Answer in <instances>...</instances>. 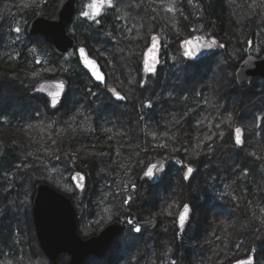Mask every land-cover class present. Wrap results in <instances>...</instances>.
Listing matches in <instances>:
<instances>
[{"label":"trees","instance_id":"obj_1","mask_svg":"<svg viewBox=\"0 0 264 264\" xmlns=\"http://www.w3.org/2000/svg\"><path fill=\"white\" fill-rule=\"evenodd\" d=\"M62 1L0 0V86L2 83H8L17 88L16 94L10 96L11 107L0 108V130L10 128L12 118L22 109L28 112L32 111L35 99L29 95V92H32L34 85L39 80L59 76L68 79V91L63 103L68 99L69 90L73 89L75 92L73 104L64 108L62 103L58 110L59 113H66L69 131L77 137L95 141L102 137L112 136L115 141L124 142L131 133L130 125L133 122L137 128L139 127L141 136H143L141 127L159 124L162 129L156 128L159 135L158 140L142 145L141 155L145 156L150 152L162 149L163 146L160 147L159 144L163 145L166 138L177 141L176 148L168 146V153L181 157L183 161L176 172L177 179H179L176 195L179 194L185 202H193L206 214H210L213 209L218 210L225 229H222V232L218 231L222 235V238L219 239H217L218 233L216 232H212L210 235L206 233L209 236L199 239V242L196 243L197 236L194 235L189 238L190 247H188L185 241L188 230L183 232L184 227L182 230L178 228L174 246L173 244L170 247L168 245L160 256V262H154V264H163V262L166 263V260L167 264H190L188 261H190L192 253L196 259L197 257L200 259L201 264H204L203 260L210 256V252L212 254L215 243L220 247L218 251L220 261H217L216 264H231L235 259L250 255L254 256L253 264H264V190L258 184L259 173L262 170L260 166L264 167V105L261 104L260 108L256 107L252 112L246 111L247 109H243L244 106H242V112H240L233 104L226 103V107L230 109L229 115L220 114V109H217L216 114H212L203 123L202 120L197 121L201 123L198 128L200 133L207 130L212 136L206 138L207 134L206 136L201 134L199 136H201L202 143L190 146L184 139L189 135L187 132H190L187 126L191 122L197 124L196 120L200 118L202 110L207 113L205 101L210 83H205L201 79L193 86H189L179 78L176 86H171L170 77V71L176 65V60L183 61L186 66L188 62H191L183 57L178 39L196 33L195 29L203 28V24L209 20L213 24V29L212 31H202L203 35L212 36L213 34L221 42H224L225 49L222 52L225 54L238 60L249 55L262 54L264 52V0H226V6L232 11V16L227 18L224 14L225 6L222 0H172L171 5L166 2L167 0H114L125 2L124 5H121L124 12L131 7H139L138 2L143 4L142 7L146 10H142L141 14L138 11L134 14L123 15V18L128 21L135 19L138 23H141L140 18L142 19V17L146 21L154 19L155 5H160V3L167 7L169 14L173 11L169 17L170 20L167 18L168 14L161 16L155 12L158 21L163 19V24L160 25L164 27L171 40L173 54L169 55L165 51L160 52L161 65L154 74L145 78L147 85L141 82L138 70H135L132 75H125L119 68L114 69L111 73L106 71L105 84H97L80 66L74 49H70L63 56L58 57L54 54L52 45L45 42L41 36L30 38L27 34V26L31 18L35 16L33 6L39 5L41 9L50 14L58 9V4L60 5ZM83 3V0H79L77 3L73 21L70 24V31H74L78 44H83L78 33L86 34L90 41H95L103 25L108 27L116 21L108 17L105 24H99L98 17L83 19L78 11V7ZM170 8L172 9L170 10ZM143 12L145 14H142ZM17 28L19 32L16 31ZM135 28L138 29V26H133L132 31L136 30ZM235 31L239 33L237 39L241 40L240 43L234 38ZM247 34H249V39L254 42L252 47L246 45ZM128 36L126 31L118 30L116 39L120 44H126ZM88 43L90 44L89 41ZM162 43H165V39ZM123 52L129 55V61L132 62L133 57L129 54L130 51L123 50ZM99 61L101 62V58ZM113 74L116 75L115 79ZM100 89L119 90L124 94L126 101L113 104L108 91L103 92ZM144 97L147 99L145 100ZM36 102L41 107L44 106L41 101ZM111 104L116 106V109H110ZM74 105H79L78 110L76 113H71V108ZM215 105L220 107V104L216 103ZM50 115L53 117L52 114ZM242 116L243 119H240ZM229 117L231 118L229 119ZM250 123L259 125L258 148L253 143L247 142V138L243 139L239 145L235 143L234 127L238 124L242 126V129H246ZM102 126L107 131L102 129ZM49 129V133L54 139L52 148L56 149V153L49 155L46 159L36 160V162L12 161L11 158L14 155H12L11 148L5 140L0 141V264H22L19 256L24 250L22 251L19 243L20 235L15 232L20 221L19 206H22L20 201L23 199L19 192L20 181L18 179L22 173L34 169V171L49 177L51 175L50 166L55 165V162L61 157L68 158L71 165L68 185L75 192L73 202L76 206L82 203L86 209L90 208L92 213H96L99 204L96 195L99 190L95 189L92 192L90 189L87 190L88 187L79 190L73 187L70 182L72 173L83 169V165L79 161L80 155L72 153L65 146L63 131H59L56 118L50 120ZM101 152L97 154L101 158H95V161L102 164L110 176L125 173V169L119 165V168L115 169L118 163H112L110 157L108 158ZM195 156L201 157L203 167L198 174L185 179V174L182 171L184 165L187 162H193L191 160L195 159L193 158ZM112 177L108 176V186L112 189L110 192L112 207L105 212L106 220L100 224H92L84 231V236L98 233L112 220L125 221L130 213L134 214L130 208L131 201H129L130 204H125L124 201L128 196L133 199L135 190L130 185L128 188L120 186L118 192L117 187L109 180ZM36 182V178H34L32 186ZM160 199L165 200L163 197ZM26 200L28 201V199ZM162 206L161 204L156 215L163 214ZM92 213H88V215ZM165 218L166 227L171 229L174 224L170 216L166 215ZM206 219L209 218L206 217ZM140 229L142 234L144 227L141 226ZM164 229L166 228L164 227ZM174 229L176 228L174 227ZM146 232L149 234L151 228L148 227ZM118 240L119 238L115 242ZM138 247L139 249L136 250ZM137 248L132 247L130 254L124 255L125 263L150 264L153 262L156 256L152 253L149 244L140 240ZM5 251L9 252L8 262L5 260ZM214 251L216 252V249ZM252 251L254 254H251ZM117 264L122 263L119 261Z\"/></svg>","mask_w":264,"mask_h":264},{"label":"rangeland","instance_id":"obj_2","mask_svg":"<svg viewBox=\"0 0 264 264\" xmlns=\"http://www.w3.org/2000/svg\"><path fill=\"white\" fill-rule=\"evenodd\" d=\"M83 1L84 3L80 4L78 7L79 15L82 11L87 10L85 6L92 2V0ZM166 2L171 5L173 1L167 0ZM223 2L225 6L224 14L226 18L228 16H232L231 9H229V7L225 4L226 0H222V3ZM58 6L60 5L58 4ZM33 8L35 16L43 15L49 18L57 17L58 9L53 13L48 14L41 9L39 5H35ZM171 9L172 8H170V10ZM172 13L173 11L171 14L168 13V20H170L169 17ZM81 17L83 19L87 18L83 16ZM140 20L141 23L145 22L144 17ZM225 22H227L226 19ZM70 27L71 25L67 27V32L76 39L74 31H70ZM212 29L213 24L208 21L203 24V28H196L195 31L196 33L204 34L202 31H212ZM139 34L140 32L137 29L133 30V34L128 36L129 38L127 39L128 42L126 44H120L116 38L111 39L108 35H103L101 33H98L95 41H90L88 35L82 33H78V37L83 40V44L80 45H85L92 56L98 60L101 58V62H99L105 72L110 71L111 73L114 69L119 68L125 75H132L135 70H138V76L141 78V82H144L145 85H147V81L144 78L141 68L143 57L142 49L145 44V37L144 35L139 37ZM212 36L214 35L212 34ZM237 36H239V33L238 31H235L234 38L240 43L241 40L237 39ZM182 38L185 37L179 38L178 42H180ZM162 39H165V43H163L161 51H165L169 55H172L173 50L171 48L172 43L170 38L162 37ZM246 39V45L248 47H252L254 42L249 39V34L246 35ZM123 50L130 51L129 54L133 57L132 62L129 61V55H126ZM260 55L252 56L258 58ZM242 60L230 57V55L225 54V52H220L197 61L188 62V67L183 61L176 60V65L173 66L170 71V77L172 80L171 86H176L179 78L184 80V83L189 84V86H193L198 81H201V79L205 83H210L208 85V96L205 101V105L208 109L207 113H205V110H202L200 118L196 120V122L202 120L201 122L203 123V121H206L208 117L212 116V114H216L217 109H220V114L229 115L230 109L226 107V103H228V105L233 104L240 112H242V106H244L243 109H247L246 111L252 112L256 107L260 108L261 104L264 105V81L261 78H256L246 85H240L236 81L235 71ZM113 76L115 79L116 75L113 74ZM16 90L17 88H15V86L8 83H2L0 86V108L11 107L12 104L10 96L12 94L15 95ZM74 93L73 89L69 90L68 99L63 103L64 108L73 104ZM29 95L33 96L35 99L32 111L28 112L22 109L20 112L15 114L14 118H12L10 128L1 129L3 131L0 130V141L5 140L6 144L11 148L12 155H14L11 160L20 162H24L26 160L36 162V160L46 159L49 155L55 154L56 149L52 148L54 147V139H52V136L49 133V122L53 118H56L59 131H63V141L65 146L72 153L80 155L79 161H81L83 169L78 170L82 171L86 175V184L84 188L86 189L88 187L87 190L90 189L92 192L95 189L99 190L96 195V199L99 204L97 206L96 213H92L90 208L86 209L82 203L78 206L75 205L72 200L75 196V192L72 191V188L68 185L69 168H71L68 158L61 157L55 162V165L50 166L51 175H49V177L46 174L34 171V169H31L29 172L22 173L18 179L20 181L19 192L23 199L20 201L22 206H19L20 221L15 228V232L20 235L19 243L22 251L24 250V252L19 256L22 264H49L48 257L39 247L32 220V197L34 193V184L32 186V181L34 178H36V181L47 182L71 198L76 211L77 230L81 236L87 237L84 236V231L92 224H100L106 220L105 212L112 207V198L110 194L112 189L108 186V176H112L109 175L102 164L95 161V158L99 159L100 157L97 155L101 152L100 150H103L101 152L103 155H107L108 158L110 157L112 163H118L116 164L115 169H117L118 165L119 167L125 169L124 174H116L109 180L114 183L113 185L117 187L118 192L120 190V186H122V188H128L130 185V187L135 190L133 199H130L129 196L126 197V200L131 201L130 208L134 211V214L130 213L125 218V221L127 222H125L124 232L118 237L119 240L110 246L106 255L102 258L90 257L87 259L86 264H117L119 261L122 264H132L131 262H124V255H129L132 247L137 248L140 240H144L147 244H149L152 253L156 256L150 264H154V262L159 263L163 250L168 247V245L170 247L172 244L173 246L175 244V234L178 230L177 217L179 212L183 209L184 204H188L190 206V212L187 216L183 230V232L188 230L185 237L186 245L188 247H190L189 238L194 235L197 236L195 240L196 243L199 242V239L208 237L212 232L218 233L217 239L222 236L220 233L222 232V229H225V226L220 219L218 210L213 209L210 214H206V212H202V210L193 202H185L184 198H180L179 194L176 195L178 191L176 186L179 185V179H177L176 172H178L177 170L179 166L175 167L158 184L152 185L147 181L140 180L142 172L150 162L158 157L171 156V153H168V146L170 145L176 148L178 145L177 141L166 138L163 145L159 144L160 147L163 146L162 149H158L153 153L150 152L145 156L141 155L142 150L140 148L142 145L156 142L158 140L159 135L157 134L156 128H161L159 127V124H155L156 126L141 127V130L143 131V136H141L139 127L137 128L135 122H133L130 125L131 133L128 138L124 140V142L115 141L112 136H106L98 140L91 141L85 137H77L74 133L69 131L66 113H59V110L52 112L48 108L45 98L34 94L33 92H29ZM144 98L145 100L147 99V97ZM110 100H113L112 96L110 97ZM36 101H41L42 106H44L41 107ZM111 102L114 104L115 101L113 100ZM216 103L220 104L219 108L215 105ZM78 107L79 105H74L73 108H71V113H76ZM109 108L113 110L116 109V106L111 104ZM50 114H52L53 117ZM244 117H246V115H244ZM240 119H243V116L240 117ZM200 125L201 123L199 122H197V124L191 122L190 125L187 126L190 130L189 133L187 132L189 137L187 136L184 139L190 146H196L202 143L201 136H199L201 134L204 136L207 134L206 138L212 136V134H210L207 130L200 133V130L198 129ZM103 128L107 131V129L102 126V129ZM193 128H195V130H193ZM235 128H240L242 130L240 133L242 142L243 139L245 140V138H247V142L253 143L254 146L258 148L260 132L258 124L250 123L246 129H242V126L237 124L234 129ZM141 137L145 138L142 140ZM166 147L167 149H165ZM193 158H195L191 160L193 162H187L182 170L183 174H185L186 165H191L193 167L191 177H193L192 175L198 174L201 167H203L201 157L195 156ZM260 168L262 170L260 171L261 173H259L260 178L258 180V184L261 185L264 190V167L260 166ZM133 185L135 187H133ZM73 187L75 186L73 185ZM161 197L165 200L160 199ZM26 199H28V201ZM161 204L163 205L162 207L164 212L161 215H156V211L158 212ZM88 213L92 214L88 215ZM166 215L170 216V219L174 224L171 229L167 228L165 225ZM206 217L209 219H206ZM154 224L156 225L154 226ZM136 226L144 227V232L141 234L140 232L134 231L133 229H135ZM147 226L151 228V232H149V234L146 232L148 230ZM164 227L166 229H164ZM174 227L176 229H174ZM206 233L209 235H206ZM138 249L139 247L136 250ZM214 249H216L217 253ZM219 250L220 247H218L217 243H215L214 248L212 249V254L210 252V256L206 260H203V263L216 264L217 261H220L218 257ZM251 254H254V251H252ZM8 255L9 252L5 251V260L7 262L9 261ZM224 257L226 258V256ZM190 258V261H188L190 264L202 263L198 257L196 259V256L193 253L190 254ZM68 259L69 256L66 253H62L60 254L58 260L61 264H65ZM167 262L168 261L166 260V263L163 262V264H167Z\"/></svg>","mask_w":264,"mask_h":264},{"label":"water","instance_id":"obj_3","mask_svg":"<svg viewBox=\"0 0 264 264\" xmlns=\"http://www.w3.org/2000/svg\"><path fill=\"white\" fill-rule=\"evenodd\" d=\"M78 1L63 0L58 8L56 18L43 15L34 16L27 26V34L30 38L41 36L45 42L52 45L54 54L58 57L63 56L70 49H74L80 66L88 73L89 77L97 84H104L106 75L99 60L90 54L85 45L78 44L75 37L67 32V27L73 21ZM186 41L188 43H185ZM205 44H211L212 46L210 48L203 47ZM81 47L85 49L84 55H81L78 51ZM160 47L161 43L156 37L146 47L142 63L143 69L145 62H147L152 66L153 71L147 72L144 70L145 74H153L161 65ZM180 47L183 57L192 62L224 51L225 43L221 42L216 36L207 37L203 34H195L182 39ZM187 51H195L196 54L186 56L185 52ZM85 56L96 62V70L102 76L101 80H97L93 75V69L84 63ZM235 78L240 85H246L256 78H261L264 81V52L258 58L252 55L245 57L235 71ZM57 85H62V88L58 89ZM57 90L60 91V96L57 98V104L53 105L50 93ZM67 91L68 79L63 76L41 79L34 85L32 90L34 94L45 98L48 108L52 112L60 108ZM116 92H119L123 99H118L115 95ZM113 98L116 102L126 101L124 94L120 91H115ZM182 163V158L177 155L158 157L146 166L140 180L147 181L152 185L158 184L168 173L175 167L181 166ZM189 166L191 165H186V170ZM149 168L153 169L151 177L145 175ZM192 173L188 174V177ZM77 174L82 179L77 177ZM71 182L77 189L81 190L85 187L86 175L82 171H75L71 175ZM32 220L39 247L48 257L49 264H61L58 259L62 253L69 256L65 264H85L90 257L102 258L116 238L122 235L124 231V222L115 219L103 226L98 233L87 237L81 236L77 230L76 211L71 198L44 181H37L34 185ZM177 226L180 230L184 227L180 226L179 215ZM237 260H243L245 264H251L254 262V256L238 258L231 264H236Z\"/></svg>","mask_w":264,"mask_h":264},{"label":"flooded vegetation","instance_id":"obj_4","mask_svg":"<svg viewBox=\"0 0 264 264\" xmlns=\"http://www.w3.org/2000/svg\"><path fill=\"white\" fill-rule=\"evenodd\" d=\"M124 4H125V2L111 0V5H108V4L104 5L100 15L97 16L99 24L100 23L105 24L108 21V17H110V19L113 18L116 21H115V23L113 25L112 24L110 26L108 25V27H105L103 25V27L100 29V33L103 34V35H108L111 39H113V38H116V34H117L118 30L126 31L129 35H132L133 34V31H132L133 26H138L137 30L140 32L139 37H142V35H144V37H145V44L143 45V49H142V54L143 55L142 56H144V51H145L146 47L148 46L149 42L155 37L158 38L160 43H161V47H160V52H161V50L163 48V43H162L163 39H162V37L168 38V35L166 34V31L164 30V27L160 25V24H163V21H162L163 19L161 21H158L155 16L157 14L161 15V16H164V15L167 16V14H168L167 7L162 5L161 3H160V5H155L156 10H154V11L157 14L154 12V15H155L154 16L151 13V11H149V13L152 16H154V19H147V21L145 19L144 23H138V22L135 21V19H133L131 21H128L127 19L123 18V15H125V14H134V13H137L138 11L141 14L142 10H146L145 8L142 7L143 4L138 2L137 4L139 5V7H136V8L131 7L129 10H126L125 12H124V10L121 7V5H124ZM76 6H77V4H76ZM108 7H110V8H108ZM114 9H115V11H113ZM111 10H112V12H110ZM145 12H143L142 14H145ZM179 17H181V16H179ZM209 22H211V21L209 20ZM124 28H125V30H124ZM195 34H200V33H193L190 36H193ZM190 36H187V37H190ZM207 37H211V36H207ZM182 39H184V38H182ZM179 45H180V42H179ZM181 51H182V49H181ZM142 63H143V57H142V62H141V68H142V71H143L144 78H146L147 76L152 75V74L147 75V74L144 73V69H143ZM102 69H103V67H102ZM105 75H106V72H105ZM104 84H101V85H104ZM100 90L103 91V92H107L108 91V93L112 96V98H113V93L116 91V90H112V89H110V90L100 89ZM113 100H114V98H113ZM123 222H124V230H125V222H127V221H123Z\"/></svg>","mask_w":264,"mask_h":264},{"label":"snow or ice","instance_id":"obj_5","mask_svg":"<svg viewBox=\"0 0 264 264\" xmlns=\"http://www.w3.org/2000/svg\"><path fill=\"white\" fill-rule=\"evenodd\" d=\"M105 4H108V5H111V0H92L91 3L87 4L85 7H86V11H82L80 13L81 16L83 17H87L89 19H95V17L99 16L101 11H102V8L104 7ZM98 22V21H97ZM17 32H19V29L17 28L16 29ZM185 43H188L187 41ZM214 43V41H213ZM212 45L211 44H205L203 45V47H206V48H210ZM79 53L81 55H84L85 54V49L83 47H81L79 50ZM196 54L195 51H187L185 52V55L186 56H194ZM84 63L89 66L90 68L93 69V75L95 76V78L97 80H101L102 79V76L100 75V73L96 70L97 66H96V62L91 60V59H88L87 56H85V59H84ZM144 70L147 71V72H152L153 71V68L150 64H148L147 62H145L144 64ZM57 88L60 89L62 88V85H57ZM115 95L117 96L118 99H123V97L120 95L119 92H116ZM50 96H51V103L53 105L57 104L58 100L57 98L60 96V91L57 90L55 92H51L50 93ZM231 117H229L230 119ZM241 129L240 128H235L233 130L234 134H235V143L237 145L241 144L242 143V139H241V136H240V133H241ZM193 172V168L191 166H189L186 170V173H185V179L188 178V174L192 173ZM146 176L148 177H151L153 175V169L152 168H149L148 171L145 173ZM77 177H79V174H77ZM82 179V177H79ZM133 187H135L133 185ZM125 204H128L129 203V200H125L124 201ZM190 212V206L188 204H184L183 206V210L180 212L179 214V223H180V226L183 227L184 224H185V220H186V217L188 216ZM131 223V221H130ZM134 231L136 232H140L141 229L139 226H137L135 229H133ZM236 264H245V261L243 260H237L236 261Z\"/></svg>","mask_w":264,"mask_h":264}]
</instances>
